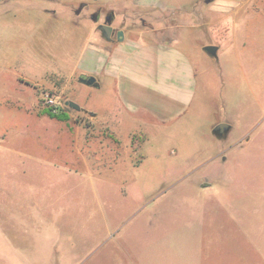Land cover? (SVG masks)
<instances>
[{
  "label": "rangeland",
  "instance_id": "rangeland-1",
  "mask_svg": "<svg viewBox=\"0 0 264 264\" xmlns=\"http://www.w3.org/2000/svg\"><path fill=\"white\" fill-rule=\"evenodd\" d=\"M74 8L83 10L80 27ZM101 9L114 11L122 38L149 25L160 38L177 34L197 71V94L180 122L136 124L115 110L113 77L80 83L89 75L78 70L85 32ZM123 12V0L0 3V110L10 99L22 120L33 89L16 79L42 82L49 67L75 75L65 97L82 107L68 111L69 139L48 119L37 133L18 122L0 136V264H264V42L241 45L237 55L233 33L223 36L220 26L178 32L157 15L124 24ZM219 41L226 52L216 59L204 47ZM47 92L63 96L41 87L46 118ZM112 116L118 134L103 124ZM220 121L232 128L222 139L213 132ZM221 150L227 161L213 164Z\"/></svg>",
  "mask_w": 264,
  "mask_h": 264
},
{
  "label": "crops",
  "instance_id": "crops-1",
  "mask_svg": "<svg viewBox=\"0 0 264 264\" xmlns=\"http://www.w3.org/2000/svg\"><path fill=\"white\" fill-rule=\"evenodd\" d=\"M3 2L4 0H0V3ZM123 2L124 24L135 23V14H138L149 15L151 19L153 15H157L170 20L171 25L179 28L178 32L183 25L195 28H203L206 25H214L217 28L220 26L224 30L223 36L233 33L230 44L233 45L235 52L237 51V55L240 51L243 52V48L242 50L239 48L241 45L248 44L249 47H254L258 39L264 42V35L259 32L264 29V0H123ZM205 4L207 7H204ZM82 11L81 9L75 11L74 8L71 16V20L76 25L79 24V27L84 22L80 17ZM143 16H140L141 20L143 24H147ZM88 26L78 70L87 71L80 70V74L94 75L96 80L101 73L114 78L115 95L118 100L116 111L122 109L136 124L149 126L175 124L180 122L185 114H189L197 94V71L187 52L177 47V34L171 39H165V35L160 38L161 31L154 25H149L138 32L128 30L129 37L118 40L119 46L114 47L111 44L112 37L109 38L103 33L95 19H92ZM113 26L118 29L125 28L116 27L115 24ZM156 34L159 35L158 38ZM219 42L216 44L218 46L216 59H219L220 53L226 52V48L224 49L226 42ZM105 50H111L110 57L107 51L104 52ZM258 54L264 55V51L258 50ZM33 63L39 67L42 62L33 61ZM53 68L49 67L46 79L42 82L25 77L16 79L33 89L32 94H29L31 101H27L26 109H23L26 112L21 113L23 119L19 120L18 117L14 118V110L18 109V105L15 107L9 102H13L12 100L6 99V104L0 110V136L14 128L18 122L21 123V131L37 133L44 127L43 121L48 119L69 139L67 128H70V119L59 120L51 116L46 118V115L39 113L37 99L41 87L51 88L54 92L62 94L63 100L69 91L67 87L76 80L75 75L69 77L67 74H54L51 72ZM85 109L91 114L93 121L98 119L93 109L87 107ZM109 118L102 117L103 124L114 129L118 134L120 124L117 123V116H112L113 119ZM220 122L214 125L213 132L222 139V136H226L225 132L223 135L220 132L215 133V128ZM136 132L143 133L139 128L132 131V133ZM87 142L90 145L91 138ZM237 143L240 145L242 141L239 140ZM228 153L227 150L217 151L210 161L213 164H222L227 161Z\"/></svg>",
  "mask_w": 264,
  "mask_h": 264
},
{
  "label": "water",
  "instance_id": "water-1",
  "mask_svg": "<svg viewBox=\"0 0 264 264\" xmlns=\"http://www.w3.org/2000/svg\"><path fill=\"white\" fill-rule=\"evenodd\" d=\"M93 18L97 21L98 19H97V16L94 14L93 15ZM109 22H110V20H109ZM102 28H104V29H108L109 31H111L112 29H113V27L112 26H108L107 24H104V25H102L101 26ZM123 31H120V32H118V38L120 39V40H122V33ZM204 49L209 53V54H211L212 56H215L216 57V55H218V46H216L215 44H209V45H206L205 47H204ZM80 81L81 82H83V83H85V84H88V85H93V86H99V83H98V81L96 80V78L94 77V75H88V76H86V77H81L80 78ZM65 104L66 105H68V106H70V107H72L73 109H75V110H81L82 109V107L78 104V103H76V102H74L73 100H71V99H69V100H67L66 102H65ZM230 127V125L228 124V123H226V122H222V123H220V124H218L217 126H216V128H215V131H217V132H220V133H223V132H225L228 128Z\"/></svg>",
  "mask_w": 264,
  "mask_h": 264
},
{
  "label": "flooded vegetation",
  "instance_id": "flooded-vegetation-1",
  "mask_svg": "<svg viewBox=\"0 0 264 264\" xmlns=\"http://www.w3.org/2000/svg\"><path fill=\"white\" fill-rule=\"evenodd\" d=\"M87 6V3H84L83 5H82V9L83 8H85ZM81 9V10H82ZM101 12H102V9L101 10H99L98 12H97V14H95L96 16H97V21L95 20V22H97V23H99V27L103 30V33L107 36V37H109V38H111V37H115V38H117L118 37V32H120V31H122V29H118V28H115L114 26H113V21H114V11L112 10V11H109V12H107V13H105L104 15L103 14H101ZM94 14H92V16H93ZM109 20H110V22H109ZM104 24H107L108 26H112L113 27V29L111 30V31H109L108 29H104V28H102L101 26L102 25H104Z\"/></svg>",
  "mask_w": 264,
  "mask_h": 264
},
{
  "label": "built area",
  "instance_id": "built-area-1",
  "mask_svg": "<svg viewBox=\"0 0 264 264\" xmlns=\"http://www.w3.org/2000/svg\"><path fill=\"white\" fill-rule=\"evenodd\" d=\"M44 98H45L47 105L51 107L53 110V113H56V114L62 111V109L66 105L58 95L53 94L52 92H47Z\"/></svg>",
  "mask_w": 264,
  "mask_h": 264
},
{
  "label": "trees",
  "instance_id": "trees-1",
  "mask_svg": "<svg viewBox=\"0 0 264 264\" xmlns=\"http://www.w3.org/2000/svg\"><path fill=\"white\" fill-rule=\"evenodd\" d=\"M68 100V97H65V99H63V102L65 103ZM71 107L68 105H65L64 108L62 109V111H60L59 113H53V110L51 107L46 108V110L44 112H46L49 116H51L52 118H57L59 120H68L70 119V114L68 111H70Z\"/></svg>",
  "mask_w": 264,
  "mask_h": 264
}]
</instances>
